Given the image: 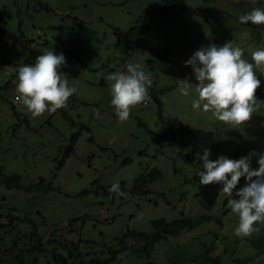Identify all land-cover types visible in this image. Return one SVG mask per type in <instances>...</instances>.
Returning a JSON list of instances; mask_svg holds the SVG:
<instances>
[{"label": "rangeland", "instance_id": "1", "mask_svg": "<svg viewBox=\"0 0 264 264\" xmlns=\"http://www.w3.org/2000/svg\"><path fill=\"white\" fill-rule=\"evenodd\" d=\"M178 3L186 9L161 15L164 0H0V173L19 174L23 186L37 184L27 191L0 184V223H9L7 228L13 223L11 231H1L0 242L4 237L16 250L28 247L37 233L76 242L83 251L85 240L111 246L129 230L151 233L155 219L206 215L210 219L196 227L161 239L149 255L141 241L126 238L132 249L119 252L114 264H195L210 245L214 254L226 248L222 264H264V242L257 239L264 224L250 237H237L238 217L227 206L229 199H239L246 178L229 196L222 184L201 185L197 175L205 150L212 161L264 153V104L243 125L194 111L198 82L185 66L201 47L230 41L254 63L252 53L264 49V25L240 24L239 18L264 9V0ZM144 24L146 33L138 31ZM115 29L139 43L129 49L115 45ZM48 50L64 54L61 72L78 91L65 108L33 118L14 100L18 69ZM129 61L150 74L152 92L120 122L106 76L126 71ZM256 75L262 91L256 99L264 101V72ZM179 79L193 83L188 97L178 91ZM178 125L181 133L173 134ZM257 159L252 156L253 169L259 167ZM152 167L162 178L148 184L144 194L133 192L137 176ZM115 183L125 195L110 191ZM20 216L30 223L14 219Z\"/></svg>", "mask_w": 264, "mask_h": 264}, {"label": "clouds", "instance_id": "2", "mask_svg": "<svg viewBox=\"0 0 264 264\" xmlns=\"http://www.w3.org/2000/svg\"><path fill=\"white\" fill-rule=\"evenodd\" d=\"M239 23L264 25V9L257 7L240 16ZM251 59L254 63L244 58V50L234 41L220 47L212 44L197 50L185 62L198 82L195 84L198 98L192 101L193 110L211 112L217 121L226 125L249 122L259 106L264 104V101L256 99V92L261 86L256 71L264 72V49L254 51ZM65 64L63 53L48 50L38 56L34 64L18 69L14 100L33 118L65 108L78 91L76 87L69 86L66 74L61 72ZM106 79L112 82L110 103L120 122H126L134 108L150 100L152 79L139 63L129 61L126 71L110 73ZM176 83L182 96L191 94L193 83L188 79H179ZM92 113L100 116L98 109H92ZM210 154L209 150H205L199 157L203 161V170L197 173L201 185L222 184V192L232 196L242 177L248 181L236 193L239 199H229L227 206L238 217L234 235L250 237L258 231L256 225L264 224V153H249L238 160L220 156L215 161L209 159ZM253 155L258 157V169L251 166ZM110 191L119 196L125 195L118 183L113 184Z\"/></svg>", "mask_w": 264, "mask_h": 264}, {"label": "trees", "instance_id": "3", "mask_svg": "<svg viewBox=\"0 0 264 264\" xmlns=\"http://www.w3.org/2000/svg\"><path fill=\"white\" fill-rule=\"evenodd\" d=\"M179 4L180 3H178V0H164V5L158 12L159 14L164 15L170 11L176 10L177 7L186 9L185 6ZM136 29L131 27L129 31L134 32ZM138 31L143 33L148 32L147 25L144 24L141 27H138ZM114 34L116 36L115 45H123L124 49H129L130 47L135 46L137 43H139L138 37H135V40L133 41L126 39L127 32L122 33L119 30L115 29ZM151 51L157 54L159 53V51L155 49H152ZM151 92L152 89L150 87L149 93ZM261 96L262 91L258 90L256 92V97ZM154 100L156 103L158 102V100ZM23 120L26 122L25 118H23ZM178 126L179 127H176V130L173 131V134L177 133L178 131V134L181 133V125ZM1 176L2 175L0 173V184H5L7 188L23 189L27 191L31 188L35 189L37 185H21L19 183V174H12L10 176L4 175L3 177ZM161 178V171L156 167H152L144 172H141L137 176L132 191L139 194H144L146 193V187L148 184ZM14 219L19 222L30 223V221L25 216L15 217ZM209 219L210 216L206 215H201L194 218L181 217L169 222H166L163 219H155L151 221V224L153 226V231L151 233L129 230L123 233L119 237V239H117V244L111 246L85 240L83 251L80 249V246L76 242L69 241L67 243L63 239H54L52 237L44 239L37 233H34L30 236L31 244L28 247L25 245L23 246V248H17L16 250H14V244H8L3 237V241L0 242V264H48L49 261L52 260V264H114L119 252L130 251V249H132L133 244H125V239L128 237H133L135 239L134 241L138 243L141 241L142 251L146 255H149L153 251L157 242H159L161 239H164L167 235L177 236L182 230L192 229ZM8 224L9 223H0V235L2 234V232L7 233L8 231H11L13 229V223H11L10 228H7ZM257 239H259L260 243L264 242V228L257 235ZM44 243L51 244V250L45 249ZM56 250L59 251L57 252ZM215 250L216 249L214 245L207 246L203 250L202 255L199 257L195 264H222L221 255L225 253L226 248L223 249L221 255L214 254ZM13 251L16 252L13 253ZM26 252L28 253V255L25 254Z\"/></svg>", "mask_w": 264, "mask_h": 264}]
</instances>
